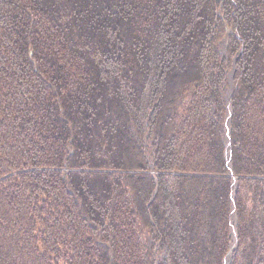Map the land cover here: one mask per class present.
<instances>
[{"label":"trees","instance_id":"1","mask_svg":"<svg viewBox=\"0 0 264 264\" xmlns=\"http://www.w3.org/2000/svg\"><path fill=\"white\" fill-rule=\"evenodd\" d=\"M233 226L264 264V0H0V264H226Z\"/></svg>","mask_w":264,"mask_h":264},{"label":"water","instance_id":"2","mask_svg":"<svg viewBox=\"0 0 264 264\" xmlns=\"http://www.w3.org/2000/svg\"><path fill=\"white\" fill-rule=\"evenodd\" d=\"M234 73V71H233ZM233 75L232 74V78H231V86H233ZM230 96V95H229ZM228 96V106H229V111L227 113V120L224 124V127H225V140H226V146H227V149H226V155H227V161H228V164H229V168H230V172L233 173V170H232V165H231V160H232V152H231V120H232V105L230 104L229 102V99L230 97ZM236 187H237V176L234 175V188L236 190ZM157 192V190L155 191V193ZM233 219H236V211H235V208H233ZM232 233H233V238H234V242L231 246V250L229 252V255L227 257V262L229 263V258L231 256V253L233 251V249L237 246L238 244V238H237V231L236 229L233 228L232 230Z\"/></svg>","mask_w":264,"mask_h":264},{"label":"rangeland","instance_id":"3","mask_svg":"<svg viewBox=\"0 0 264 264\" xmlns=\"http://www.w3.org/2000/svg\"><path fill=\"white\" fill-rule=\"evenodd\" d=\"M229 102H230V100H229ZM228 103V102H227ZM231 104V103H230ZM229 105V104H228ZM228 110H229V106H228ZM233 111V110H232ZM228 113V112H227ZM232 115H233V112H232ZM226 120H227V118H226ZM232 178H233V192H232V199H233V201H234V199H235V194H236V190H237V187H238V178H237V187H236V190H235V188H234V174H232ZM234 203V202H233ZM235 204H233V206H234ZM235 207V206H234ZM234 221L236 222V219H234ZM235 224V223H234ZM233 228L234 229H236V227L235 226H233ZM233 228H232V230H233ZM237 231V230H236ZM237 238H238V234H237ZM233 242H234V238H233ZM233 244V243H232ZM234 250V249H233ZM233 252V251H232ZM232 254V253H231Z\"/></svg>","mask_w":264,"mask_h":264},{"label":"bare ground","instance_id":"4","mask_svg":"<svg viewBox=\"0 0 264 264\" xmlns=\"http://www.w3.org/2000/svg\"><path fill=\"white\" fill-rule=\"evenodd\" d=\"M233 71H234V70H231V71L229 72V74H228V77H229L230 79L232 78V74H234ZM232 92H233V86H231V87L229 88L228 93H227V95H226V99H228V96H229V95H230L229 97H231ZM229 100H230V99H229ZM227 102H228V100H227ZM226 264H229V263L226 262Z\"/></svg>","mask_w":264,"mask_h":264}]
</instances>
